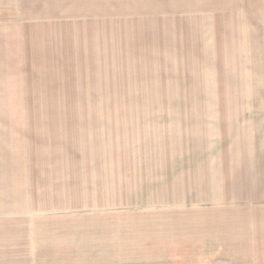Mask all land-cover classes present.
<instances>
[{
	"label": "rangeland",
	"instance_id": "374dc122",
	"mask_svg": "<svg viewBox=\"0 0 264 264\" xmlns=\"http://www.w3.org/2000/svg\"><path fill=\"white\" fill-rule=\"evenodd\" d=\"M232 1L0 0V264H264L218 160L264 133V0Z\"/></svg>",
	"mask_w": 264,
	"mask_h": 264
},
{
	"label": "crops",
	"instance_id": "0c3cea01",
	"mask_svg": "<svg viewBox=\"0 0 264 264\" xmlns=\"http://www.w3.org/2000/svg\"><path fill=\"white\" fill-rule=\"evenodd\" d=\"M226 4H228V6L237 5L238 7H241L245 3H243L242 0H234V3L232 1ZM215 5L218 4L215 3ZM254 124H260V126L264 128V120L255 122ZM250 138L252 140L251 145L247 146V150L243 151V154L240 155L241 157L239 156L238 158V155L235 154H233L234 156L232 154L229 156H227V154H224L222 156H219L220 158L218 160L221 161V165L223 167H230L231 162L234 161L235 163L233 164V175L236 174V177L238 178V175H240L242 179L241 183L243 182L242 184H239L237 183V180L235 178H233L232 180L229 177L227 181V183H229V187L226 188H230V186H232V183L233 185L235 184L234 189L236 191L240 189L242 193L245 192V196L248 198V200L243 199L242 202L247 200L249 204L251 200H256L253 196V192H255L258 196L257 202H259L260 204L262 203V207H264V133H259L255 136L251 135ZM239 164L240 168L238 169ZM224 171L228 173V170L226 168L224 169ZM229 175L232 176V173H229Z\"/></svg>",
	"mask_w": 264,
	"mask_h": 264
}]
</instances>
